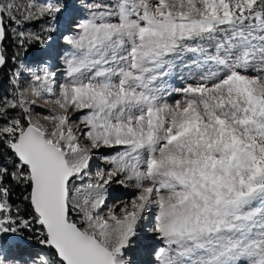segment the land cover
<instances>
[{
    "label": "snow or ice",
    "instance_id": "6c2138e0",
    "mask_svg": "<svg viewBox=\"0 0 264 264\" xmlns=\"http://www.w3.org/2000/svg\"><path fill=\"white\" fill-rule=\"evenodd\" d=\"M10 63L0 264H264V0H0Z\"/></svg>",
    "mask_w": 264,
    "mask_h": 264
},
{
    "label": "rangeland",
    "instance_id": "374dc122",
    "mask_svg": "<svg viewBox=\"0 0 264 264\" xmlns=\"http://www.w3.org/2000/svg\"><path fill=\"white\" fill-rule=\"evenodd\" d=\"M37 27H39L37 25ZM16 51L15 47L10 46L9 47V55H11L12 53H14ZM12 68L11 63L9 64L8 68H5L3 70H1L0 73V91H3L5 89H10L11 85L9 84L7 78H6V74L7 75H11V72L9 71V69ZM187 75L186 72H182L180 70H177V75L175 77V79L172 81L173 86L175 87H179L181 84L185 83V79L184 77ZM97 163L99 164L100 162L97 160ZM128 194H124L123 191L120 192L119 197L120 199H122V197H126Z\"/></svg>",
    "mask_w": 264,
    "mask_h": 264
},
{
    "label": "bare ground",
    "instance_id": "6f19581e",
    "mask_svg": "<svg viewBox=\"0 0 264 264\" xmlns=\"http://www.w3.org/2000/svg\"><path fill=\"white\" fill-rule=\"evenodd\" d=\"M129 195L130 194H128L126 197H122V199H128L129 198Z\"/></svg>",
    "mask_w": 264,
    "mask_h": 264
},
{
    "label": "trees",
    "instance_id": "16d2710c",
    "mask_svg": "<svg viewBox=\"0 0 264 264\" xmlns=\"http://www.w3.org/2000/svg\"><path fill=\"white\" fill-rule=\"evenodd\" d=\"M0 73H1V71H0Z\"/></svg>",
    "mask_w": 264,
    "mask_h": 264
},
{
    "label": "water",
    "instance_id": "95a60500",
    "mask_svg": "<svg viewBox=\"0 0 264 264\" xmlns=\"http://www.w3.org/2000/svg\"><path fill=\"white\" fill-rule=\"evenodd\" d=\"M1 71V70H0Z\"/></svg>",
    "mask_w": 264,
    "mask_h": 264
}]
</instances>
